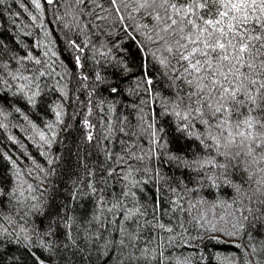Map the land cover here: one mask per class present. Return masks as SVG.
<instances>
[{"label":"snow or ice","instance_id":"6c2138e0","mask_svg":"<svg viewBox=\"0 0 264 264\" xmlns=\"http://www.w3.org/2000/svg\"><path fill=\"white\" fill-rule=\"evenodd\" d=\"M0 18V264H264V0H0ZM46 18L87 99L70 163Z\"/></svg>","mask_w":264,"mask_h":264},{"label":"trees","instance_id":"16d2710c","mask_svg":"<svg viewBox=\"0 0 264 264\" xmlns=\"http://www.w3.org/2000/svg\"><path fill=\"white\" fill-rule=\"evenodd\" d=\"M25 3H27V0H25ZM12 8L15 11H20V9L15 4L12 5ZM45 9L47 18H51V9H49L47 5H45ZM21 16L24 18L25 23H27L28 18L26 14L21 12ZM47 18L44 21L46 28H56V31H53L49 36V39L55 41L54 50L58 52L59 60L62 61L66 65V67L70 69L71 72L69 77V88L71 89V91L66 104L68 116L65 117V123L70 124L71 127L61 132L58 138L61 143H58L53 147L54 152L62 153L65 157V162L70 163L73 161V154L76 152L77 146L81 144V140L84 134L82 119L86 114L87 99L86 95L83 94V89L80 88V85L76 79L77 70L73 66V63L71 61V56L74 53H72L70 49L65 47V44L61 39V35L59 34V27L52 24H48ZM7 27L11 28L12 25L8 24ZM3 31L4 29L0 28V32ZM5 35L8 37V39H11V37L8 36L7 33H5ZM127 47L129 50L130 57V59H128L129 66L132 68L133 72H138V65L140 63L139 54L137 53L135 46L131 45L130 42ZM102 96L105 98H109L107 92H102ZM93 99L95 100V98ZM93 107V122H95V105ZM73 114H75V116H73ZM47 119H51V116L47 117ZM11 131L14 135L19 137L27 145V151L30 152L39 163L43 164L44 160L39 155L40 150H38L37 147H35L33 143L27 139L28 136L32 135V133L30 131H23L20 129H12ZM5 145H8V147H4ZM0 147L4 148L5 151H8L9 148H11L12 151H15L17 146H14L9 141H7L6 132L0 131ZM24 163L27 164L28 161H25ZM220 247L224 251H232V249H230L227 245H222ZM208 251L215 252L216 249L209 246Z\"/></svg>","mask_w":264,"mask_h":264}]
</instances>
